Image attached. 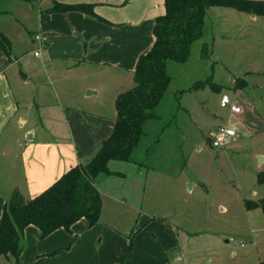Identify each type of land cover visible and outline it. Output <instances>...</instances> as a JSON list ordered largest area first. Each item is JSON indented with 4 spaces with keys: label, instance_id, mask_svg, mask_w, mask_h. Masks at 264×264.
Wrapping results in <instances>:
<instances>
[{
    "label": "crops",
    "instance_id": "1",
    "mask_svg": "<svg viewBox=\"0 0 264 264\" xmlns=\"http://www.w3.org/2000/svg\"><path fill=\"white\" fill-rule=\"evenodd\" d=\"M54 1L94 4L95 16L82 11L39 10L38 31L48 40L41 56L34 54L37 47L33 46L35 65L32 59L14 54L13 47L10 56L0 47V219L15 191L26 198L40 194L71 166L92 156L111 135L116 98L133 86L138 61L155 42V19L165 12V0H45L39 1L40 7L42 3L49 7ZM36 3L38 0L0 2V31L11 42L18 30L5 23L4 18L13 13L9 7H16L21 31L27 32L25 21ZM250 15L234 8L211 7L201 38L208 28L212 35L220 36L246 31ZM216 17H222L218 23ZM27 44L36 45L34 36ZM19 63L24 71L17 69ZM33 81L34 87H29ZM133 159L123 162L131 167H111V161V170L120 174L97 179L103 207L95 225L89 226L82 218L71 232L59 228L46 237L37 226H27L20 264H174L181 260V255L173 258L168 254L182 248L175 226L150 215L135 224L128 222V210L140 198L143 174L134 154ZM249 215L256 230L264 232V214L250 210ZM262 261L264 254L258 253L251 264ZM0 264L14 262L0 256Z\"/></svg>",
    "mask_w": 264,
    "mask_h": 264
},
{
    "label": "rangeland",
    "instance_id": "2",
    "mask_svg": "<svg viewBox=\"0 0 264 264\" xmlns=\"http://www.w3.org/2000/svg\"><path fill=\"white\" fill-rule=\"evenodd\" d=\"M39 1L45 0L29 9L27 32L18 24L15 6L4 18L18 30L11 38L13 53L34 65L37 43L29 47L27 42L39 33L37 13L46 5L40 7ZM253 15L246 31L229 37L212 35L208 28L192 44L187 61L168 62L171 84L156 108L157 117L146 121V133L134 152L143 174L140 198L128 210V222L150 215L175 226L182 248L168 254L182 258L174 264H251L258 253L264 254V232L256 230L249 211L264 212L246 206L247 200L264 198V182H259L264 174V16ZM16 66L24 71L22 64ZM224 95L243 112L221 106ZM219 127H232L237 136L215 147L211 134ZM123 162L113 161L111 167L130 166Z\"/></svg>",
    "mask_w": 264,
    "mask_h": 264
},
{
    "label": "trees",
    "instance_id": "3",
    "mask_svg": "<svg viewBox=\"0 0 264 264\" xmlns=\"http://www.w3.org/2000/svg\"><path fill=\"white\" fill-rule=\"evenodd\" d=\"M93 6L91 3L54 1L44 10L82 11L95 16ZM215 6L264 16V0H165V12L156 17L153 27L155 42L138 61L134 85L116 98L117 115L111 135L92 156L71 166L40 194L26 198L19 191L13 193L0 219V256L20 264L25 229L29 225L37 226L41 236L46 237L59 228L71 232L73 224L82 218L87 219L89 226L100 221L103 199L97 179L120 174L111 170V161H134V151L146 133L145 123L157 117L156 108L171 84L168 62L182 63L189 59L192 44L203 36L209 9ZM11 46L9 37L0 31V47L9 56ZM206 53L204 43L203 54ZM241 85L238 82V86ZM259 182H264V174L259 175ZM246 206L248 209L261 208L264 212V199L247 200ZM130 237L131 249L133 234Z\"/></svg>",
    "mask_w": 264,
    "mask_h": 264
},
{
    "label": "built area",
    "instance_id": "4",
    "mask_svg": "<svg viewBox=\"0 0 264 264\" xmlns=\"http://www.w3.org/2000/svg\"><path fill=\"white\" fill-rule=\"evenodd\" d=\"M48 38L41 34L37 33L34 37V41L37 43V48L34 51V54L36 56H41L42 48L46 44ZM228 105H231V110L233 112H241L242 109L240 106L236 104L231 103V99L228 95H224L221 100V106L227 107ZM213 139V145L215 147H222L226 145V143L230 140V138L234 137L236 135V130L231 127H219L217 130H215L212 134ZM182 257H179V259Z\"/></svg>",
    "mask_w": 264,
    "mask_h": 264
},
{
    "label": "water",
    "instance_id": "5",
    "mask_svg": "<svg viewBox=\"0 0 264 264\" xmlns=\"http://www.w3.org/2000/svg\"><path fill=\"white\" fill-rule=\"evenodd\" d=\"M91 44H92V46H97V45H95L93 42H92Z\"/></svg>",
    "mask_w": 264,
    "mask_h": 264
}]
</instances>
